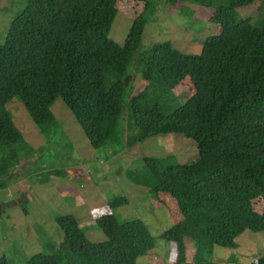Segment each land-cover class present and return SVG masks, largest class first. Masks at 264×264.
<instances>
[{
    "label": "trees",
    "instance_id": "16d2710c",
    "mask_svg": "<svg viewBox=\"0 0 264 264\" xmlns=\"http://www.w3.org/2000/svg\"><path fill=\"white\" fill-rule=\"evenodd\" d=\"M30 1L40 17L34 36L12 20L0 42V188L35 153L7 103L20 101L48 140L57 127L51 105L60 98L94 149L130 147L164 134L194 141L193 162L145 156L140 167L125 172L152 198L178 200L207 250L188 261L175 224L159 235L175 245L170 264H220L211 260L215 246L235 248L245 229L249 235L264 232V14L253 23L237 13L256 0H163L200 6L220 26L204 36L198 53L182 52L168 40L141 49L145 26L158 10L151 0H140L143 8L122 44L110 37L119 0ZM133 65L147 85L131 96L126 77ZM185 76L194 91L181 101L174 90ZM63 174L53 169L46 178ZM128 202L124 195L107 199L111 212L95 219L101 241L90 240L74 214H56L67 248L49 243L48 251L31 255L26 264H137L154 248L155 237L143 220L112 212ZM227 260L241 264L234 253ZM0 264H9L6 255ZM250 264H264V252Z\"/></svg>",
    "mask_w": 264,
    "mask_h": 264
},
{
    "label": "rangeland",
    "instance_id": "374dc122",
    "mask_svg": "<svg viewBox=\"0 0 264 264\" xmlns=\"http://www.w3.org/2000/svg\"><path fill=\"white\" fill-rule=\"evenodd\" d=\"M151 1L158 10L145 26L141 49H145L150 42L168 40L182 52L198 53L204 36L220 31V26L211 22L209 13L200 6ZM143 5L140 0L117 2L118 12L111 26L110 37L118 44L124 42L133 18ZM237 13L241 18H251L254 23L253 20L264 14V0L238 8ZM12 20L24 25L27 35L33 37L40 17L30 0H0V42ZM126 85L131 96L146 87L147 83L141 79L137 65H133L128 73ZM174 91L181 101H185L194 89L185 76L179 79ZM6 106L27 140L24 139L25 142L35 151L11 170L10 178H6L7 184L0 188V256L6 255L9 264H26V259L31 255L48 251L49 243H53L56 249L67 248L66 239L54 220L56 214H74L80 229L90 240H103L104 234L95 219L109 210L107 199L116 195L126 196L129 202L112 212L122 219L141 218L155 237L154 248L139 257L137 264L172 262L175 245L159 235L175 224L182 229L189 260L207 252L201 240L196 238L190 222L183 217L178 200L167 194L154 199L147 193L146 187L133 184L125 176L126 170L140 167L145 156L173 155L181 163L195 161L198 153L191 138L164 134L130 147L119 145L94 149L60 98L51 105L57 127L48 140L37 132V127L20 101L12 99ZM33 131L39 141H31L27 136ZM21 152L24 153L23 149ZM53 169L64 174L52 175L47 179L46 176ZM254 207L259 210L260 203L256 202ZM23 208L27 210L26 213ZM245 231L238 238L236 248L214 247L211 260L225 259L234 253L241 264H250L253 256L262 254L264 232L251 234L253 236L248 234L249 241L254 243V250L248 248L240 252Z\"/></svg>",
    "mask_w": 264,
    "mask_h": 264
},
{
    "label": "crops",
    "instance_id": "0c3cea01",
    "mask_svg": "<svg viewBox=\"0 0 264 264\" xmlns=\"http://www.w3.org/2000/svg\"><path fill=\"white\" fill-rule=\"evenodd\" d=\"M38 129V128H37ZM20 130V129H19ZM37 132H39V130L37 131ZM40 133V132H39ZM28 134H30V135H27V136H30V138H31V141H37L38 140V137H37V135L35 134V132L33 131L32 133H28ZM24 137V136H23ZM25 139V138H24ZM26 140V139H25ZM27 141V140H26ZM39 141V140H38ZM10 176L11 175H9V178H10ZM9 180V179H8ZM118 208V207H117ZM116 208V209H117ZM109 209V208H108ZM108 212H111V210H108L107 212H104V214L105 213H108ZM118 216V215H117ZM121 218V217H120ZM129 219H135V218H129ZM139 219H141V218H139ZM142 220V219H141ZM145 222V224H146V221H144ZM147 225V224H146ZM148 227V226H147ZM148 229L150 230V228L148 227ZM165 231V230H164ZM163 231V232H164ZM150 232H151V234L153 233L151 230H150ZM244 233V232H243ZM243 233H241L239 236H237V238H236V246H237V243H238V238H241L242 237V235H243ZM153 235V234H152ZM242 241H244L243 242V244H242V246H241V251L240 252H244V251H247L248 250V248H250V249H252V250H254V243L252 242V241H249V236H248V233L245 231V238L244 239H242ZM215 247H218V246H215ZM236 248V247H235ZM242 250H244V251H242ZM251 251V250H250ZM186 256H187V250H186ZM250 258H251V255L249 256ZM253 259H255V257L253 256ZM252 259V260H253ZM187 260L188 261H193L192 259L191 260H189V258L187 257ZM251 260V261H252ZM216 261V260H215ZM216 262H218V263H220V264H235V263H232V262H230L229 263V261L227 260V258H223V259H220V260H218V261H216ZM251 263V262H250ZM243 264V263H242Z\"/></svg>",
    "mask_w": 264,
    "mask_h": 264
}]
</instances>
